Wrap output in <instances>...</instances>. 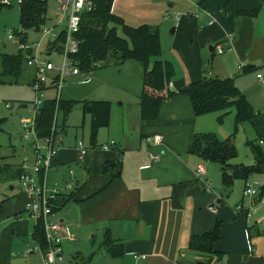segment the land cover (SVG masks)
<instances>
[{"label": "crops", "instance_id": "1", "mask_svg": "<svg viewBox=\"0 0 264 264\" xmlns=\"http://www.w3.org/2000/svg\"><path fill=\"white\" fill-rule=\"evenodd\" d=\"M190 2L194 4V17L189 15L188 23L203 30L198 56L205 49L210 59L217 54L214 77L233 79L255 111L260 91L256 75H264V0H233L226 15L212 4L199 9V0ZM209 19L214 21L211 26H207ZM184 27L190 26L183 24ZM228 34L232 36L230 41L226 39ZM214 46L222 47V54ZM203 63L199 59L198 70L194 68L192 75L182 81L174 82L172 78L169 87L174 95L162 101L157 120L142 121L140 93L137 106L133 110L128 106L121 112L118 130H114L110 114L107 127L98 130L105 131L106 141L97 143V132L95 141L89 139L90 144L85 146L88 153L83 157L76 149L78 139L65 143L61 137L48 184L61 191L55 210V234L60 239L62 257L71 254L73 264H264V204L255 206L249 217L236 210L242 194L232 204L225 199L236 180L243 185L241 193L246 184L258 182L252 175L263 173V153L258 150V159L250 167H237L231 161L232 178L226 185L218 163L203 161L189 150L194 136L208 135L201 133L200 128L208 121L204 119H211L208 115H214L196 116L189 98L181 93L190 83L204 78ZM206 63L209 68V59ZM27 69L30 86L34 72ZM141 78L142 73L140 82ZM142 89L141 82L140 92ZM122 106L120 102L119 107ZM254 114L249 123H254L258 115ZM256 133L264 145V130ZM90 134L89 123V138ZM147 136H160L162 142L147 147L143 141ZM111 141L115 142L113 147L101 150L103 144ZM149 154L159 155V161L152 162ZM3 160L0 156L1 179L18 183L24 159L14 164H5ZM106 163L114 166L103 174ZM199 166L204 173L197 176ZM234 174L244 176L234 178ZM27 202L20 188L0 201V264H12L11 258L20 255L28 264H42L43 249L35 235V228L41 223L28 218ZM211 207L216 213L209 210ZM216 223L219 239L212 246L213 253L204 255L190 250V241L212 231ZM97 259L102 262L95 263Z\"/></svg>", "mask_w": 264, "mask_h": 264}, {"label": "rangeland", "instance_id": "2", "mask_svg": "<svg viewBox=\"0 0 264 264\" xmlns=\"http://www.w3.org/2000/svg\"><path fill=\"white\" fill-rule=\"evenodd\" d=\"M8 3L9 6H0V54L14 55L17 51V45L14 41L17 38V33L21 30L18 11L19 0H8ZM193 5L190 0H115L112 14L120 18L129 27L137 28L146 25L158 29L162 53L157 60L166 61L172 66L174 82L182 81L187 75L191 76L194 68L198 70L199 59L204 62L201 76L208 78L213 75L214 77L216 75L213 71V63L215 64L219 60V56L215 54L214 58L210 59L207 49L198 56L199 50H202L199 45L203 30L194 27L192 23H188L189 15L194 17ZM56 9V4L47 3L45 25L48 28L53 26L58 19L55 13ZM176 17L180 18L179 23L176 22ZM183 24L190 27L182 29ZM203 25L205 24L203 23ZM172 28L176 30L171 34ZM8 33L14 34L13 41L7 38ZM26 36L29 41L41 39L40 35L34 31L26 32ZM41 42L44 44L45 40ZM48 59L56 63L59 61L57 55H52ZM205 59L210 61L209 68L205 66L207 64ZM27 72L28 69L24 65L22 83L19 85H0V156L4 157L3 161L5 162L3 163L5 164H14L23 159L31 158L28 151L29 142L23 140L21 128L23 120L32 118L33 102L36 98L27 82L29 77ZM141 73V64L129 60L120 64L109 62L107 65H101L93 72L88 73L91 78L86 83L79 84L78 81L81 78H70L62 88L59 98L61 101L72 103L73 107L68 116L64 117L59 112L57 118L58 131L62 133L65 143H72L74 139H78L85 146L90 144V117L85 115L83 119L80 106L81 102L84 101L109 103L112 126L114 130H118L121 123V112L128 106L130 107L129 110H133L132 108L137 106L138 95L141 93L142 81L139 80ZM248 77L254 78V75L250 76L249 74ZM255 83L259 86L260 91L256 108H254V112L258 115L253 124L246 122L235 127L234 109L230 108L225 111V113H230L224 115L223 123H220L218 118L224 112H217L214 115H208V118L211 119H204L208 121L203 123L200 128L201 133L213 135L219 140L233 139L237 155L232 160V164L237 165V167L252 166L256 162L255 159H258V150L264 155V145H261L256 133L258 130H264V89L258 80ZM44 97L51 99L55 97V94L48 90ZM120 102H123L122 107H119ZM7 104L11 108H7ZM96 139L97 143L105 142L107 139L105 131L98 132ZM252 177H256L261 187L264 186V172L252 175ZM11 187H14L13 191L10 190ZM19 188V183L15 180L7 181L0 177V201L18 192ZM242 189L241 181L236 180L225 199H229L231 204L234 199L238 202L240 195H243ZM70 255H63L62 261L58 264H73ZM23 257L22 255L12 257V264H28L26 258ZM94 261H96L95 263L102 262L98 259Z\"/></svg>", "mask_w": 264, "mask_h": 264}, {"label": "trees", "instance_id": "3", "mask_svg": "<svg viewBox=\"0 0 264 264\" xmlns=\"http://www.w3.org/2000/svg\"><path fill=\"white\" fill-rule=\"evenodd\" d=\"M231 1L233 0H199L197 7L202 9L205 5L212 4L226 15L229 14L227 7ZM93 3V10L81 17L80 30L77 35L79 48L74 60L81 73V79L109 62L120 64L131 60L140 63L143 85L139 103L140 116L142 121L157 120L162 101L174 95L169 87L174 76L173 68L168 62L157 60L162 53L158 29L146 25L137 28L125 25L120 18L112 14L113 0H93ZM18 11L20 29L23 35L25 36L28 31L38 32L39 28L46 22L47 2L24 0L19 5ZM239 15L243 16L244 14ZM216 47L214 46L213 49ZM24 65L23 55L19 51L14 55L0 54V85L21 84ZM89 76L91 77V75ZM30 77L27 78V82ZM181 93L189 98L196 116L217 112L225 113V111L233 108L235 127L244 122H250L255 116L247 99L234 85L233 79L203 78L190 83ZM80 106L83 118L85 115L90 117V139L94 142L98 130L108 125L110 104L84 101L81 102ZM72 107L73 104L70 102L59 100L56 103L52 98L45 101L36 118L37 136L49 135L56 110L58 116L60 112L66 117L71 112ZM223 115L218 118L220 122ZM189 150L191 154L203 161L218 163L221 166L222 181L227 185L232 178L229 174L230 162L237 155L232 138L219 140L213 135L194 136ZM263 161L260 164H264ZM111 166L114 164H104L103 174H107V169ZM257 166V170L261 171V166ZM262 171L264 172V167ZM19 175L20 170L17 177ZM243 176L244 174L241 176L234 174V178H242ZM35 235L40 247L44 250L46 243L41 224L36 226ZM218 239L219 223H216L212 231L201 237L193 238L189 248L192 251L209 255L213 253L212 246Z\"/></svg>", "mask_w": 264, "mask_h": 264}, {"label": "built area", "instance_id": "4", "mask_svg": "<svg viewBox=\"0 0 264 264\" xmlns=\"http://www.w3.org/2000/svg\"><path fill=\"white\" fill-rule=\"evenodd\" d=\"M24 0H19V5ZM52 2L57 5L55 13L58 19L50 28L43 24L39 31L40 40L27 41L23 32L17 33L14 43L17 45V51L21 52L24 58V64L27 68L33 70V80L30 87L36 95L33 102L32 118L23 120L21 128L23 130L22 138L29 142L30 159H24L20 164V175L18 183L21 192L28 198L25 212L30 220L34 223L42 224L46 248L42 252V264H58L62 261V248L59 237L55 234L58 224L55 219V209L60 200L61 191L56 187H50L48 184V176L53 170V161L56 158L61 143L62 133L58 131L57 113L54 114L50 133L44 137H38L36 133V118L40 108L48 98L44 95L48 90L54 92L55 97L52 98L56 103L59 102V94L62 88L67 84L70 78L79 79L81 73L74 60V56L78 52L79 41L77 35L80 30L81 17L89 13L94 8L93 0H40ZM0 6H9L8 0H0ZM46 19V18H45ZM176 17V22L179 21ZM210 19H212L210 17ZM208 20L207 26H211L214 21ZM14 34L8 33V39L14 40ZM62 37V38H61ZM231 35L226 36L227 40H231ZM42 40H45L42 44ZM216 52L222 54L223 48L216 47ZM57 55L59 61L52 62L48 58ZM207 67V65H205ZM238 68H242L238 65ZM91 77L88 75L82 78L79 83H86ZM256 78L260 83H264V75L258 74ZM7 108H11L8 104ZM144 144L149 146L159 145L162 142L160 136H147L143 140ZM115 145L114 141L101 146V150L107 151ZM76 149L81 157L88 153V149L84 143L79 140ZM152 162L159 161V155L149 154ZM204 170L199 166L196 175L203 174ZM207 184V191L211 189ZM264 204V191L258 182L246 184L243 191L242 202L237 206V212H246L250 217L252 209ZM209 210L216 213L215 208ZM27 253H30L28 251ZM135 258L137 256H134ZM144 258V257H142Z\"/></svg>", "mask_w": 264, "mask_h": 264}, {"label": "water", "instance_id": "5", "mask_svg": "<svg viewBox=\"0 0 264 264\" xmlns=\"http://www.w3.org/2000/svg\"><path fill=\"white\" fill-rule=\"evenodd\" d=\"M170 33H174V28L171 29ZM171 91L173 92V88H171Z\"/></svg>", "mask_w": 264, "mask_h": 264}]
</instances>
